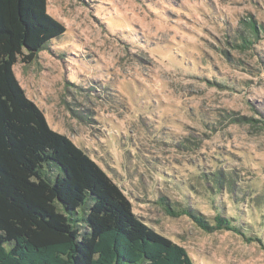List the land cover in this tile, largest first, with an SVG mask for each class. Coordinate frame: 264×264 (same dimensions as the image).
<instances>
[{
    "label": "rangeland",
    "instance_id": "obj_1",
    "mask_svg": "<svg viewBox=\"0 0 264 264\" xmlns=\"http://www.w3.org/2000/svg\"><path fill=\"white\" fill-rule=\"evenodd\" d=\"M47 11L64 34L13 71L48 125L194 264H264L257 243L204 232L158 201L209 220L240 213L264 234V129L229 116L264 118V37L235 46L247 20L264 26V0H47ZM217 170L233 175L238 204L211 188Z\"/></svg>",
    "mask_w": 264,
    "mask_h": 264
},
{
    "label": "trees",
    "instance_id": "obj_2",
    "mask_svg": "<svg viewBox=\"0 0 264 264\" xmlns=\"http://www.w3.org/2000/svg\"><path fill=\"white\" fill-rule=\"evenodd\" d=\"M245 24L235 44L241 49L264 37L262 24ZM64 32L47 0H0V264H194L183 246L134 214L119 186L48 125L19 84L13 65L32 62ZM229 116L264 129V118ZM208 181L216 193L226 187L235 204L241 201L230 172L217 170ZM158 201L168 215H185L204 232L230 231L264 249L263 232L240 213L220 210L209 220L190 205Z\"/></svg>",
    "mask_w": 264,
    "mask_h": 264
}]
</instances>
